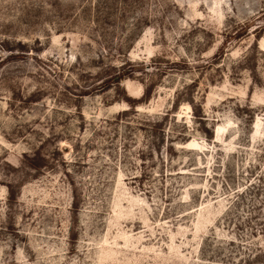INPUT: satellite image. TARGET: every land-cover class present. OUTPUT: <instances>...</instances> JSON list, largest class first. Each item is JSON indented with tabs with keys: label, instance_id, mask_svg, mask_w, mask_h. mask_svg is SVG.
I'll use <instances>...</instances> for the list:
<instances>
[{
	"label": "rangeland",
	"instance_id": "obj_1",
	"mask_svg": "<svg viewBox=\"0 0 264 264\" xmlns=\"http://www.w3.org/2000/svg\"><path fill=\"white\" fill-rule=\"evenodd\" d=\"M0 264H264V0H0Z\"/></svg>",
	"mask_w": 264,
	"mask_h": 264
},
{
	"label": "trees",
	"instance_id": "obj_2",
	"mask_svg": "<svg viewBox=\"0 0 264 264\" xmlns=\"http://www.w3.org/2000/svg\"><path fill=\"white\" fill-rule=\"evenodd\" d=\"M124 76L132 77V75L129 74V73H119L118 75H116V79H118V81H120V79L124 78ZM145 95L149 97L151 95L150 94V91H148L147 93H145Z\"/></svg>",
	"mask_w": 264,
	"mask_h": 264
}]
</instances>
